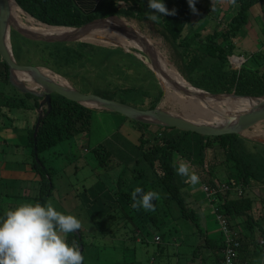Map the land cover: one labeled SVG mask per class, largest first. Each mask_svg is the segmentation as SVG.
<instances>
[{
	"label": "trees",
	"instance_id": "trees-1",
	"mask_svg": "<svg viewBox=\"0 0 264 264\" xmlns=\"http://www.w3.org/2000/svg\"><path fill=\"white\" fill-rule=\"evenodd\" d=\"M117 1L108 0L109 4L105 10L86 15L76 10L70 0H16L19 6L35 19L54 26H80L97 17H106L113 14L128 15L126 10H118L115 7ZM132 1L135 3L137 0ZM138 1L145 5L148 3V0ZM257 3L262 4L264 0H237L238 7L230 4L228 9L233 13L231 12L227 16L225 26L222 29L215 26L211 32L205 35L206 41L203 42V50L197 49L201 48V42L194 49H187L191 47V39L200 38L199 33L194 36L188 33L190 30H188L189 10L187 2H180V9L175 11V15H165L164 22H158L165 39L177 51L183 52L185 72H188L187 78L192 84L214 93L233 91L244 95H264V64L263 67L262 64L246 66L245 61L239 68L235 69L231 67L229 60V57L234 55L235 52V39L241 31V27L246 24L251 7ZM165 6L169 10L174 9L173 4H166ZM12 40L14 57L18 63L53 69V72L68 78L71 82L81 80L80 85L83 86L81 87L83 92H93L102 97L117 99L138 108H154L163 95L158 84V94L150 97V99L147 97L149 92L142 90L143 88L139 86L116 85L113 86V89L95 87L92 91L84 86L82 82L91 79L85 76V72L89 69L88 65L92 67L94 72L102 74L104 71L100 72V70H105L107 63L116 55L123 58L129 57L127 59L129 63L130 58H132L136 65L145 66L136 56L125 52L122 48L103 47L77 41L60 43L32 41L24 38V36L22 37L15 31L12 32ZM23 44L28 47H35L36 55L33 57L25 55ZM123 66L130 70L129 65L124 64ZM196 67H199V71L204 67L201 74L209 75V77H205L207 81L202 80L201 77H195L198 78L195 80L192 75H189V73L196 72ZM148 71L153 75L149 68ZM120 73L124 76V72L120 70ZM0 82L9 83L8 67L1 58ZM14 89L17 92L15 97L0 93V118L3 112L11 111L12 108L28 111L26 132L28 136L27 146L31 150V168L42 172V176L39 178L40 188L37 189L39 191L33 200L44 204L46 198L52 194L54 185L51 180V172L45 165V159L41 157V153L61 141L77 138L78 135L88 132L92 113L96 109L87 108L78 102L53 94L51 96V111L45 114L46 106L41 109L44 115L34 138V128L42 98ZM128 94L133 97L139 95L143 99L146 96L148 101L146 104L139 103L138 105L137 99L134 97L133 103H131L130 99L126 97ZM121 116L129 119L123 115ZM130 121L137 124L140 130L134 155L126 162L132 164L130 168L133 169V174L130 179H127L130 180L129 185L132 190L124 187L126 183L122 179L125 171L123 170L112 193L115 206L108 205L105 201H99L102 196V193H99V195L94 196L96 200L92 201L89 208L90 213L96 218L98 217L95 216L97 213L105 210L123 212L120 217L110 215V227L106 230V232L114 234L110 233V238L116 236L123 238L115 235V233L122 234V229H124L125 232H131V236L127 238L133 242L131 243L133 246L136 242H145L150 231L154 233V236H158L162 242H166L159 232L161 226L172 227L178 223V225L183 226L181 232L185 231V234L195 233L193 231L195 227L194 230H196L198 240L201 239L199 245H193L191 264H221L224 257V248L226 247L224 239L222 236H219L218 239L210 236L206 214L203 213L204 210L202 209L203 205L198 202V195L193 192L196 188L195 185L186 183L184 177L177 175L172 164L188 162L191 165L200 166L203 171H206V167L212 169L219 164H224L230 169V172L227 170L222 174H216L215 171L207 170V178L202 180L203 184L215 188L216 192L208 196L203 191L204 197L209 200L215 215L222 216L233 233V240L237 244L236 264H259L260 261L257 262L256 260L255 262L253 257L257 255L259 250H262L263 253V249L258 242L259 239L264 240V228L259 224L258 219L254 218V199L243 190L250 188L251 185L264 186V144L237 134L204 136L190 131L183 132V130L175 127L145 124L132 119ZM152 126L156 127L154 131L150 129ZM91 152H93L101 167L107 165L108 159L112 156V153L106 150L105 144L91 148ZM135 184L145 191L154 190L160 193L161 199L158 202L153 200L154 205L164 201L167 208L170 206L176 208V210H173V212L170 209L162 212L158 210L151 212L143 209H133L130 194L134 190ZM221 185L222 190H220ZM263 200L264 197L261 201L264 202ZM11 203L13 201L8 204ZM13 207L14 205L9 206V208ZM132 211L134 214L132 213L131 216L130 212ZM172 213L176 214L174 220L171 219ZM257 215L261 214L257 211ZM201 224L204 225L205 229L200 227ZM112 226L113 230L110 229ZM256 228L259 236L256 237L257 242L253 236V230ZM220 232L222 234L221 230ZM87 233L83 228H80L74 230L73 233H69L66 237L70 245L73 242L78 245L82 255L85 248L84 237L87 236ZM251 243L254 244L252 253L247 246ZM167 247L166 245L165 249ZM161 248L164 250V246ZM125 250L130 251V248H125ZM118 264L137 263L134 260H124Z\"/></svg>",
	"mask_w": 264,
	"mask_h": 264
},
{
	"label": "rangeland",
	"instance_id": "rangeland-1",
	"mask_svg": "<svg viewBox=\"0 0 264 264\" xmlns=\"http://www.w3.org/2000/svg\"><path fill=\"white\" fill-rule=\"evenodd\" d=\"M208 1L209 0H201L200 2L202 4H207ZM262 8H264V3H257L251 7L247 22L241 27V31L235 39L236 48L234 49V55L241 57V59L232 56L229 57L231 67L235 69L239 68L245 61L246 66L262 64L263 67L264 10H262ZM174 9L177 11L180 8L174 7ZM161 17L162 18L159 19L160 23L164 22L165 15ZM124 18L131 23L130 18L125 16ZM211 18L212 17L207 14V17L204 18V20L208 22L206 26L202 25L204 20L200 22L199 26H193L199 28L200 38L196 37L191 39L192 44L195 45L193 46L191 44V47L187 49H194L197 44L201 42V48L197 49L203 50V42L206 41L205 35L211 32L215 26H218L219 29L225 26L223 24L225 23L224 20H210ZM22 20L25 21L24 19ZM26 24L30 25L29 23ZM151 25L156 28V32L157 30L158 32L160 31V33L162 32L159 26ZM188 33L191 36L198 34L194 30ZM139 35L144 38L141 32H139ZM159 36L162 38L163 44L159 47L160 51H166L164 55L172 62L179 71V74L190 82L187 78L188 72H185L183 64V52L177 51V49L165 39L163 33ZM22 46L25 55H29V57L36 55L35 47H28L24 44ZM134 46L137 45L134 44ZM131 48H134L133 45ZM242 57H245L244 62ZM128 58L119 57L118 55L114 56L107 63L106 69L100 70V72L104 71L102 74L94 72L92 67L88 65L89 69L85 72V76L91 79H87L82 83L84 86H87L90 91L95 87H108L109 89H113V86L116 85H133L142 87V90H147L149 92L147 96L149 99L155 94H158L157 84L159 85L160 82L157 80L155 74L152 71L153 75L149 73L148 67L145 64L146 67L136 65L132 58H130V63L129 61L127 62ZM124 64L129 65L130 70L123 66ZM198 68L196 72L189 73V75H192L195 80L198 79L195 77H201L202 80H205L206 76L209 77L208 74H201L204 67L200 71ZM120 70L124 72V76L120 73ZM102 76L104 77L102 78ZM70 83L74 84V87L78 88V90H82L81 87L83 86L80 85L81 80L70 81ZM190 84L195 88L208 91L202 87H197V85L191 82ZM0 93H4L9 97H15L17 95L14 87L6 82H0ZM126 97L130 99L131 103H133L132 101L135 97L138 105L139 103L146 104L148 101L146 96L145 99L140 98L141 96L139 95H134L133 97L128 94ZM163 98L164 96L162 95L158 104H162ZM187 105L191 106L193 104H188V101H186L182 104L185 110H187ZM163 107L167 110L180 111L179 103L176 102L166 106L163 105ZM27 115L28 111L17 108H12L11 111H6V113L3 112L1 114L0 126L3 127H0V176L2 175L0 178V217L3 216L6 210L10 209V205H14L15 207L21 202H35L36 200H33V198H35L39 190L34 191V189L40 188L39 178L42 176V172L31 168V150L29 146H27ZM260 127L264 129V123ZM150 129L154 131L156 127L152 126ZM139 133L140 130L138 125L133 121L114 112L94 110L88 132L78 135L77 138L61 141L41 153V157L45 159V165L51 172V180L54 185V190L52 194L46 198V202L51 200L58 211L76 216L81 222V228L88 232L87 236L84 237V264H118L124 260H134L135 263L141 261V264H187L191 261L193 255V245L197 246L201 243V239L199 238L198 240L196 230H194L195 227L193 228L195 233L185 234V231L181 232L183 226L176 223L172 227H166V225L161 226L159 232L163 235V239H165L166 242H162L160 238L156 240L154 238V233L150 231L145 242H136L134 243L135 246H133L131 245L133 242L127 238L131 236V232H125V230L121 228L123 230L122 234L115 233V235L122 236L123 238L117 236L115 238H110L111 236L109 234H112V232H106L110 227V215L120 217L123 212L118 210V212L105 210L104 212L97 213L95 215L98 216L97 218L93 217L90 213L89 208L92 201L96 200L94 196L99 195V193H102L99 201H105L106 204L115 206L112 193L115 190L114 187L119 175L123 170L125 171L122 175V179H124L123 181L126 183L124 187L125 189H131L129 185L130 180L127 179H130V176H132L133 169L130 168L132 164H127L126 162L134 155ZM101 144H105L106 150L112 153V156L108 159L107 165L103 167L99 166L98 160L93 152H91V148L98 147ZM185 163L189 165L190 172H195L199 177V183L195 185L197 190L193 192L198 195V202L203 205V213L210 218L206 220L208 226L210 229H216L219 223L216 220L214 210L211 208L212 205L209 203V200L204 197L202 180L207 178L208 171H215L216 174H222L225 171L227 172V170L230 172V169L224 164H219L216 168L210 169L206 167V171H203L200 166L191 165L188 162ZM135 187H137L136 184ZM243 192H246L247 195L254 199V218L258 219L259 224L264 228V202L261 201L262 197H264V186L251 185L250 188H245ZM10 201H13V203L8 204ZM155 206L156 211L158 210L161 212L167 209H170L172 212L176 210V208H171L170 206L167 208L164 201H161ZM257 211L261 215H257ZM130 213L131 216L132 213L134 214L133 211ZM172 214L171 219L174 220L176 214ZM200 227L205 229L203 224H201ZM112 228L113 226L110 229L113 230ZM256 231L257 228L253 230L255 240H257ZM169 243H171V247L165 249L166 245ZM162 246H164V250L161 248ZM125 248H130V251L125 250ZM167 252L169 253L168 255L166 254ZM159 253L163 254L157 258Z\"/></svg>",
	"mask_w": 264,
	"mask_h": 264
},
{
	"label": "water",
	"instance_id": "water-1",
	"mask_svg": "<svg viewBox=\"0 0 264 264\" xmlns=\"http://www.w3.org/2000/svg\"><path fill=\"white\" fill-rule=\"evenodd\" d=\"M12 3L18 7L22 13L21 15L30 18L37 24L65 31L56 32L55 34L37 31L22 19L19 20L16 17ZM12 31L32 41L48 43L77 41L103 47L122 48L125 52L141 59L155 74L158 81L159 68L151 58L145 39L139 35L136 28L128 24V21H123L116 14L97 17L80 26H54L35 19L23 10L16 0H0V58L8 67L9 83L22 93L25 92L42 98L34 128V138L44 115L42 114V107L46 106L45 114L49 113L51 111V96L58 94L87 108L118 113L130 120L145 124L175 127L183 130V132L190 131L204 136L237 134L264 144V140L251 136L257 125L264 123V95H244L233 91L209 92L195 88L181 75L182 85H179L172 78L170 84L172 88H177V84L179 85L177 93L183 96V99L180 98V100L193 104L190 106L191 111L185 110L182 104H179L180 111L167 110L161 107V104H157L154 108H138L117 99L80 91L65 77L54 73L59 78L66 80L68 84L60 83L44 73V70L50 73L53 72L47 67L18 63L12 48ZM83 37L88 39H83ZM97 39L101 42H97ZM103 41H108V44H104ZM134 44L137 46H134ZM132 45L134 48H131ZM232 57L238 58L234 55ZM159 85L164 96L165 91L161 86V82ZM238 100L249 102V105L240 107L236 102Z\"/></svg>",
	"mask_w": 264,
	"mask_h": 264
},
{
	"label": "clouds",
	"instance_id": "clouds-1",
	"mask_svg": "<svg viewBox=\"0 0 264 264\" xmlns=\"http://www.w3.org/2000/svg\"><path fill=\"white\" fill-rule=\"evenodd\" d=\"M228 3L238 7L237 0ZM188 4L195 12L194 0H188ZM148 7L153 11L147 19L153 23H158L161 16L175 15V9L169 10L163 0H148ZM172 167L186 183L193 186L199 183V177L190 172L187 163H173ZM130 195L133 209L151 212L156 210L153 200L161 199L159 192L145 191L139 186ZM81 226L76 216L58 211L51 200L44 204L21 202L0 217V264H83L84 256L78 245L75 242L70 245L66 240L69 233Z\"/></svg>",
	"mask_w": 264,
	"mask_h": 264
},
{
	"label": "crops",
	"instance_id": "crops-1",
	"mask_svg": "<svg viewBox=\"0 0 264 264\" xmlns=\"http://www.w3.org/2000/svg\"><path fill=\"white\" fill-rule=\"evenodd\" d=\"M182 1H185L188 3V0H163V3L165 5L166 4H173L174 5L173 8L174 7L177 8L180 6V2H182ZM200 1L201 0H194L195 8H196L195 12L189 7V4H188L189 19H190L189 23H188V30H190V31L194 30L196 33L200 34V32L198 30L199 28L193 27V26H196V25L199 26L200 22H202L204 20V18L207 17V14L210 17H212L210 20H213V19L216 20L217 19L220 21L221 20L226 21L227 16L229 14H231V12H232V11H229V9H228L229 5H230L228 3V0H209L207 4H202ZM70 2L72 3L73 7L76 10H78L80 13L86 14V15L94 14L98 11L105 10L107 8V5L109 4L108 0H70ZM115 7L118 10L119 9L126 10L129 16L128 15H120V14H116V15H118L122 19H125L124 16L130 18L131 26H133L134 28L137 27L141 31H145L143 29H144V25L148 24L147 22H149L153 25H156V26L159 25V23H153L152 21L147 19V15H149L150 12L153 11L152 9H150L148 7V3L145 5L144 3H142L138 0L135 3L132 0H118L115 3ZM212 9H215V10L213 11ZM161 18L162 17H160V19ZM207 23L208 22L206 20H204L202 25L206 26ZM223 24L225 25V23H223ZM190 25H192V26H190ZM159 29H161V28H159ZM160 34H162V32ZM244 58L245 57H242L243 61H245ZM1 176H0V178H1ZM194 190H197V188H195ZM34 191H37V189H34ZM208 219H210V218L208 216H206V220H208ZM209 233H210V236L215 237V239H218L219 236L223 237V235L220 232L219 226H217L216 229H210V227H209ZM256 237L257 238L259 237L258 234H256ZM248 242H250V241H248ZM256 242H257V240H256ZM170 244L171 243H169L167 245L168 249H169V247H171ZM253 245L254 244H252V243L250 245H247L248 249L251 250V253L253 252ZM173 253H177V252H173ZM161 254H163V253H159L157 255V258H159L158 256H160ZM166 254L168 255L169 253L167 252ZM205 254H206V252H205ZM254 259L257 260V262L260 261V263L261 262L264 263V257L262 255V250L258 251V253H257V255H255ZM137 264H141V261H138ZM150 264H152V263H150ZM187 264H191V263L188 262Z\"/></svg>",
	"mask_w": 264,
	"mask_h": 264
},
{
	"label": "bare ground",
	"instance_id": "bare-ground-1",
	"mask_svg": "<svg viewBox=\"0 0 264 264\" xmlns=\"http://www.w3.org/2000/svg\"><path fill=\"white\" fill-rule=\"evenodd\" d=\"M12 7L15 9L14 10V14H16V17L21 20L24 19L26 21V23H29L30 26H32L33 28H35L37 31L40 32H44V33H48V34H55L56 32H63L65 30H61V29H57V28H51V27H45V26H41L39 24H37L35 21L31 20L30 18L21 15V11L18 9V7L12 3ZM21 15V16H20ZM123 21H127L126 19H123ZM148 24L144 25V29L145 31H140V29H138L137 27L136 30L138 32H141L144 36L145 42L147 44L148 50L150 52L151 58L152 60L156 63L157 67L159 68V72H158V78L159 81L161 82V86L165 91L164 94V98L162 101V104L160 105L161 107H163V105H170L173 104V102L179 103V104H184L185 101L180 100L183 99V96H181L180 94L177 93V88L179 87V85H182V79H181V75H179V71L175 68V66L172 64V62L167 58L166 55H164V51H160V48L163 44H162V38L159 36L161 35L158 30L157 32L155 31V27H153L151 25V23L147 22ZM128 24H130V22H128ZM131 25V24H130ZM165 30V29H164ZM154 32V33H153ZM157 33V34H156ZM83 39H88L87 37H83ZM13 41V40H12ZM97 42L100 40H96ZM101 42V41H100ZM58 43V42H57ZM60 43V42H59ZM104 44H108V41H103ZM13 44V43H12ZM14 50V49H13ZM166 50V49H165ZM162 55V56H161ZM50 69V68H49ZM53 71V69H52ZM44 73L48 76H50L51 78H53L54 80L59 81L60 83L66 84L67 81L59 78L58 76H56L53 72L50 73L47 70H44ZM181 76V77H180ZM174 80L175 82H177V88H172L171 87V82L170 80ZM171 80V81H172ZM68 84V83H67ZM237 104L240 107H244L249 105V102L243 101V100H238L236 101ZM164 108V107H163ZM188 111H191V107L189 105L186 106ZM261 125H257L256 130L252 131L253 134L251 136L258 138L260 140H264V129L262 127H260ZM263 137H261V136Z\"/></svg>",
	"mask_w": 264,
	"mask_h": 264
},
{
	"label": "built area",
	"instance_id": "built-area-1",
	"mask_svg": "<svg viewBox=\"0 0 264 264\" xmlns=\"http://www.w3.org/2000/svg\"><path fill=\"white\" fill-rule=\"evenodd\" d=\"M222 185L220 187V190H222ZM202 190L208 196L216 192L215 188L210 187L209 185H206V184H203ZM216 219L220 225L219 229L222 231L223 239L226 245V247L224 248V257H223V260L221 261V264H236L235 255H236V245L237 244L233 240V233L230 230L228 223H226V220L222 216L217 215ZM158 238H159L158 236L155 237L156 240ZM258 243L260 247L263 249V254H264V240L259 239Z\"/></svg>",
	"mask_w": 264,
	"mask_h": 264
},
{
	"label": "flooded vegetation",
	"instance_id": "flooded-vegetation-1",
	"mask_svg": "<svg viewBox=\"0 0 264 264\" xmlns=\"http://www.w3.org/2000/svg\"><path fill=\"white\" fill-rule=\"evenodd\" d=\"M13 32V31H12ZM12 32H11V35H12Z\"/></svg>",
	"mask_w": 264,
	"mask_h": 264
}]
</instances>
